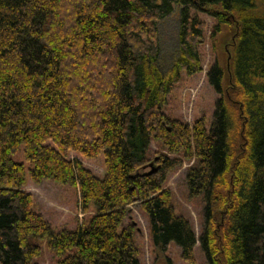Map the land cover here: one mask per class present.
<instances>
[{"label": "trees", "instance_id": "16d2710c", "mask_svg": "<svg viewBox=\"0 0 264 264\" xmlns=\"http://www.w3.org/2000/svg\"><path fill=\"white\" fill-rule=\"evenodd\" d=\"M174 10L178 48L165 74L157 23ZM200 12L215 20L211 37L231 31L227 94L221 67L207 73L220 95L209 130L203 118L190 127L161 110L182 72L202 70ZM151 140L195 159L185 179L204 202L207 263L264 264V11L256 0H0V264H36L31 238H47L55 264H140L134 229L124 224L134 201L153 245L174 243L193 262L191 223L164 187L182 160L162 156L147 174ZM20 146L34 182L75 187L83 214L94 205L87 222L54 233L30 210L24 165L11 159ZM102 151L101 179L68 157Z\"/></svg>", "mask_w": 264, "mask_h": 264}, {"label": "rangeland", "instance_id": "374dc122", "mask_svg": "<svg viewBox=\"0 0 264 264\" xmlns=\"http://www.w3.org/2000/svg\"><path fill=\"white\" fill-rule=\"evenodd\" d=\"M259 8L264 11V0H256ZM198 17L205 24L203 32V42L198 46L201 62V72L193 76H187L184 72L178 83L174 84L172 90L164 98L161 108L163 114L173 120H178L189 125L203 118L205 128L210 129L216 101L220 98L208 82L207 73L211 66L216 63L223 71V90L227 94L229 88V60L231 57L230 38L231 31L227 27H222L220 33L211 37L215 20L206 13H198ZM179 17L177 10L166 18L158 21V46H159V68L161 72L167 73L177 55L178 48ZM230 108H234L232 103H228ZM237 128L231 132V138L235 144L239 145ZM49 144H51L49 142ZM149 158L148 166L144 172H149L156 168V161L162 156L168 158H178L182 160L180 166L174 168L167 175L164 187L171 192V201L177 215L186 218L192 226L196 237V244L193 249V262L182 259L180 249L170 243L165 251L156 248L151 239L149 219L146 213L139 206V201H134L128 206L127 217L124 224L131 225L134 229V243L138 250L140 264H208L200 248L199 236L202 232L204 202L201 196H190L186 185V173L195 163V159L184 160L183 156L170 154L160 142L151 140L147 153ZM70 159L79 160L84 167L101 179L104 175V153L100 152L94 158H86L77 153H68ZM15 163L24 165L25 184L22 188L32 196L30 210L39 214L49 225L52 232L57 233L62 230H75L77 225L87 222L94 214V205L83 214L79 208L78 192L75 187L69 184H59L52 180H41L34 182L30 178L29 171L32 165L25 159L23 146L11 157ZM152 164V167L149 166ZM217 221L221 216H217ZM121 228V227H120ZM31 243L40 246V254L34 259L36 264H55L56 257L47 246V238L34 240Z\"/></svg>", "mask_w": 264, "mask_h": 264}, {"label": "water", "instance_id": "95a60500", "mask_svg": "<svg viewBox=\"0 0 264 264\" xmlns=\"http://www.w3.org/2000/svg\"><path fill=\"white\" fill-rule=\"evenodd\" d=\"M148 166V165H147ZM150 167H152V164H149ZM155 171V168H152L147 174H151Z\"/></svg>", "mask_w": 264, "mask_h": 264}]
</instances>
